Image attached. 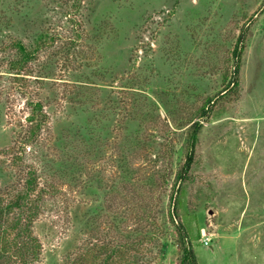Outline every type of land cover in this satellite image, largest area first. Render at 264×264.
<instances>
[{
  "label": "rangeland",
  "instance_id": "obj_1",
  "mask_svg": "<svg viewBox=\"0 0 264 264\" xmlns=\"http://www.w3.org/2000/svg\"><path fill=\"white\" fill-rule=\"evenodd\" d=\"M14 41L33 53L20 74ZM194 121L177 215L197 263L264 264V0H0V264H22L7 205L29 171L44 192L26 264L104 244L117 264H179L168 212Z\"/></svg>",
  "mask_w": 264,
  "mask_h": 264
},
{
  "label": "trees",
  "instance_id": "obj_2",
  "mask_svg": "<svg viewBox=\"0 0 264 264\" xmlns=\"http://www.w3.org/2000/svg\"><path fill=\"white\" fill-rule=\"evenodd\" d=\"M242 41L243 36L241 33L238 35L235 44L230 51L229 57L233 66L232 77L225 81L222 87L223 90L221 92H226L227 90L233 88L232 86L236 84V76L240 68V58L243 47ZM12 46H14L16 49L18 57L10 61L9 69L16 74H20L26 68V64L31 60L33 53L32 50H29L28 47H26L21 41H14ZM214 97L210 96L206 98L205 104L201 107L202 114L208 113L209 109L207 106L212 102ZM44 118L45 114L42 111L41 104L39 102L34 103L31 113L27 116L28 125L25 132L26 135H24L25 137L23 138L22 142L33 143L36 140L39 131L43 127V123L45 121ZM201 127V121L191 122L188 127L189 129L186 138L185 161L175 175V186L170 197L172 204L168 215L170 217V222H172L173 226L175 227L178 236V247L181 253L179 264H198L196 255L189 243V236L187 235L185 228L177 215V209L180 205V183L183 179H186L190 167L192 166L194 147L198 140V132ZM36 180L37 179L33 171H29L26 174L21 189L7 205V209L13 210V212H16L17 215L15 221L10 225V227L12 230L14 229L17 232V236L24 235V237L28 238L22 243L20 241H15L12 243V247L14 248L13 255L22 264H26L29 259L34 260L39 252V245L37 244L35 237L31 235V225L41 212L40 200L44 189L38 186V182ZM1 213L2 210L0 209V217L2 215ZM5 234L6 233H4V235ZM2 241V247L4 249L7 247L11 248L6 237L3 238ZM89 249L90 250H87L81 254V256L73 259L71 263L67 264H117V259L114 258L119 252L118 246L104 244L101 245L100 248L96 249L95 246H92ZM29 255H31V258H29ZM101 255H103L104 258L103 260L98 261V258Z\"/></svg>",
  "mask_w": 264,
  "mask_h": 264
},
{
  "label": "built area",
  "instance_id": "obj_3",
  "mask_svg": "<svg viewBox=\"0 0 264 264\" xmlns=\"http://www.w3.org/2000/svg\"><path fill=\"white\" fill-rule=\"evenodd\" d=\"M206 242V241H205Z\"/></svg>",
  "mask_w": 264,
  "mask_h": 264
}]
</instances>
